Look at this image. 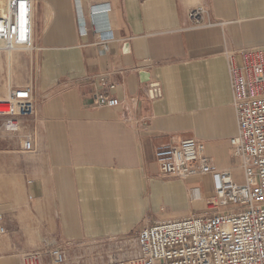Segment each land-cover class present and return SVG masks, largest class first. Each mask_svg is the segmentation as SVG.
I'll use <instances>...</instances> for the list:
<instances>
[{"label": "crops", "instance_id": "crops-1", "mask_svg": "<svg viewBox=\"0 0 264 264\" xmlns=\"http://www.w3.org/2000/svg\"><path fill=\"white\" fill-rule=\"evenodd\" d=\"M31 2L32 48L0 52V99L29 87L36 107L16 150H0V264L205 214L212 177L161 176L160 146L201 142L239 182L227 56L240 64L239 52L264 46V0ZM197 7L206 12L201 26L188 16ZM105 34L109 50L101 54ZM111 72L121 106L98 107L92 78ZM153 81L162 89L156 100L147 95ZM23 136L35 153L20 151Z\"/></svg>", "mask_w": 264, "mask_h": 264}, {"label": "built area", "instance_id": "built-area-1", "mask_svg": "<svg viewBox=\"0 0 264 264\" xmlns=\"http://www.w3.org/2000/svg\"><path fill=\"white\" fill-rule=\"evenodd\" d=\"M31 11V0H7V12L0 16L1 51L32 48ZM205 13L197 7L188 16L201 26ZM95 15L90 14L92 27ZM109 39L108 34L102 37L101 54L109 50ZM238 55L240 64H236L234 54L227 56L237 121V133L229 143L240 160L243 182H236L229 171L219 170L201 142L188 138L160 146L154 157L161 176L180 180L197 175L212 177L214 192L206 202L205 214L153 223L123 238L69 242L65 248L28 252L22 255V264H43L45 257H50L52 264H99L101 254L107 255L103 264H264V46L242 50ZM115 74L93 76L94 105L121 106L113 96ZM147 95L150 100L161 98L160 84L149 82ZM35 114L29 87L11 88L0 99V126L8 136L19 135L23 122ZM20 151L35 153L27 136L22 137ZM5 233L0 224V236ZM131 244L134 251L122 254L124 246Z\"/></svg>", "mask_w": 264, "mask_h": 264}, {"label": "rangeland", "instance_id": "rangeland-1", "mask_svg": "<svg viewBox=\"0 0 264 264\" xmlns=\"http://www.w3.org/2000/svg\"><path fill=\"white\" fill-rule=\"evenodd\" d=\"M5 1L2 0L1 3L2 5H5L4 3ZM8 135L5 134V132L2 130L1 126H0V150L5 148L7 149V151L11 152V151H14L16 150V145H17V142H18V139H17V135L15 136H9L7 137ZM2 160L0 159V167H2ZM239 182H243V177H242V172L240 171L239 173ZM150 225V224H148ZM141 227V226H140ZM135 233L131 234V235H134ZM134 251V245L131 244V245H127V246H124V249L123 251L121 252L122 254H131L132 252ZM122 255H116V257H120ZM101 259H98V263L99 264H103L105 261H106V257L107 255H102L99 256ZM95 263H97V260L95 261Z\"/></svg>", "mask_w": 264, "mask_h": 264}, {"label": "bare ground", "instance_id": "bare-ground-1", "mask_svg": "<svg viewBox=\"0 0 264 264\" xmlns=\"http://www.w3.org/2000/svg\"><path fill=\"white\" fill-rule=\"evenodd\" d=\"M6 12H7V2H6V10L2 8L1 3H0V14H2V16H4L6 14ZM15 50H20V48L13 49L12 51H15ZM0 52H3V51L0 50ZM9 52H11V51H9ZM9 52H6V53H9Z\"/></svg>", "mask_w": 264, "mask_h": 264}, {"label": "water", "instance_id": "water-1", "mask_svg": "<svg viewBox=\"0 0 264 264\" xmlns=\"http://www.w3.org/2000/svg\"><path fill=\"white\" fill-rule=\"evenodd\" d=\"M146 75H147V74H144V73H141V74H140V76L142 77V79H143L144 81H147V79L143 77V76H146Z\"/></svg>", "mask_w": 264, "mask_h": 264}]
</instances>
